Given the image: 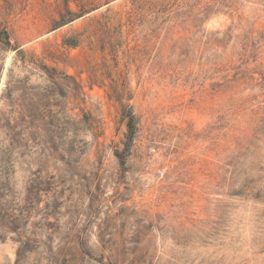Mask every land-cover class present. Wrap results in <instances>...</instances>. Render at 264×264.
I'll use <instances>...</instances> for the list:
<instances>
[{
	"label": "rangeland",
	"instance_id": "374dc122",
	"mask_svg": "<svg viewBox=\"0 0 264 264\" xmlns=\"http://www.w3.org/2000/svg\"><path fill=\"white\" fill-rule=\"evenodd\" d=\"M220 1L0 0V264H264V0Z\"/></svg>",
	"mask_w": 264,
	"mask_h": 264
},
{
	"label": "trees",
	"instance_id": "16d2710c",
	"mask_svg": "<svg viewBox=\"0 0 264 264\" xmlns=\"http://www.w3.org/2000/svg\"><path fill=\"white\" fill-rule=\"evenodd\" d=\"M131 10H143L148 17H154L159 32L164 33L172 24L181 18L201 19L206 18L220 0H130ZM135 3V4H134ZM152 15V16H151ZM75 47V46H74ZM121 119L125 122L123 148L115 152V157L124 160L132 149L137 134V121L131 107L121 112Z\"/></svg>",
	"mask_w": 264,
	"mask_h": 264
}]
</instances>
